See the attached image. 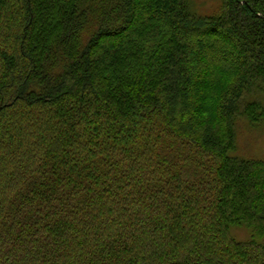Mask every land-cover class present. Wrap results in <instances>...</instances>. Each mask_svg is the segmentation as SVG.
Instances as JSON below:
<instances>
[{
    "label": "trees",
    "instance_id": "16d2710c",
    "mask_svg": "<svg viewBox=\"0 0 264 264\" xmlns=\"http://www.w3.org/2000/svg\"><path fill=\"white\" fill-rule=\"evenodd\" d=\"M219 1L0 0V264H264V0Z\"/></svg>",
    "mask_w": 264,
    "mask_h": 264
},
{
    "label": "rangeland",
    "instance_id": "374dc122",
    "mask_svg": "<svg viewBox=\"0 0 264 264\" xmlns=\"http://www.w3.org/2000/svg\"><path fill=\"white\" fill-rule=\"evenodd\" d=\"M196 12L202 16H214L221 10L219 0H194ZM235 156L264 161V127H250L244 121L237 124V151ZM238 241H248L251 232L245 228H232Z\"/></svg>",
    "mask_w": 264,
    "mask_h": 264
}]
</instances>
